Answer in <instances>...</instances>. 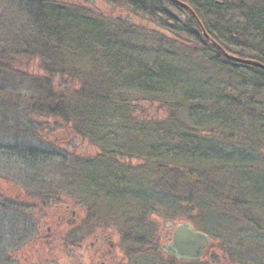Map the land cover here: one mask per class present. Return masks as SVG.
<instances>
[{
    "label": "rangeland",
    "instance_id": "obj_1",
    "mask_svg": "<svg viewBox=\"0 0 264 264\" xmlns=\"http://www.w3.org/2000/svg\"><path fill=\"white\" fill-rule=\"evenodd\" d=\"M225 1L236 9L232 23L237 34L241 15L250 8L264 7V0ZM162 2L179 22H189L188 13ZM57 4L66 11L77 8L90 21L104 23L109 38L128 46L122 52L134 64L156 68L165 63L173 79L170 85L149 93L131 86L123 72L115 84L116 108L82 121L83 111L90 108L81 102L79 91L88 80L95 90L104 83L95 68H108L102 62L105 54L97 52L92 58L85 49L78 51L68 34L63 45L53 44L51 9L41 2L0 0V203L6 194L5 200L21 211L0 208V254L21 247L23 264H92V260L98 264L97 254L104 250L107 240L102 236L106 235L115 246L111 254L121 253L119 264H126V258L128 264H175L161 247L164 232L183 218L170 199L166 171L179 166L214 181L218 192L213 197L221 200L219 206L242 216L224 223L219 232L215 228L214 245L200 264H243L240 258L254 251L260 252L264 264V194L259 198L244 187L233 190L226 167L199 160L191 152L196 142L248 150L258 158L257 172L264 171V87L257 83L262 74L244 64L230 70L218 66L210 60L216 53H199L197 45L167 21L136 15L109 0H60ZM247 40L252 42L249 36ZM244 46V56L251 57V46ZM241 47L233 49L240 53ZM50 91L62 100L65 116L50 115L47 104L54 103L49 101ZM92 91L84 89L85 94ZM231 97L247 105L248 114L255 110L262 118L254 121L253 116L238 113L242 119L230 126L217 123L218 106L225 107ZM191 105L200 108L198 122L190 117ZM15 145L32 148L39 156L32 161L14 158L10 147ZM7 146L9 155L2 152ZM39 193L45 195L44 203L38 200ZM236 202L246 203V211L243 205L241 214L228 210ZM200 203L205 204L206 216H214L211 220L216 227L222 209L217 204L213 207L219 210L211 208L207 195ZM19 215L25 219L16 224ZM246 216L251 220H243ZM73 218V226L58 224L60 219ZM128 236L145 237L149 244L159 239L160 250L130 257L127 254L133 245ZM20 239L24 242L15 244Z\"/></svg>",
    "mask_w": 264,
    "mask_h": 264
},
{
    "label": "trees",
    "instance_id": "obj_2",
    "mask_svg": "<svg viewBox=\"0 0 264 264\" xmlns=\"http://www.w3.org/2000/svg\"><path fill=\"white\" fill-rule=\"evenodd\" d=\"M109 1L114 6L125 7L127 10L136 15H144L152 20L157 21H167L173 29L182 31L189 38L188 40L190 42L197 45V48L200 50L198 51L199 53H216V57L211 54L210 60L218 66L230 70L232 67L240 64L230 60L215 45L208 41L203 36L202 30L194 16L187 9L175 4L171 0L166 1L188 13L189 22L186 24L179 22L177 17L165 7L162 0ZM181 1L188 4L194 10L212 40L217 42L224 50L230 54H234L242 58H250L264 64V7L250 8L245 12V14L241 15V20L238 22L241 32L240 34H237L235 33L237 31V26L232 23V12H235L236 9H230L225 0ZM41 3L45 5V7H50L51 9L48 11V15L51 22L49 30L51 33V40L54 42L53 44L60 46L63 45V37L65 34H68L69 42L75 43L78 51H83V48L85 49L86 54L92 58L97 52L102 53V55L105 54L106 58L102 62H107L108 68L105 71H99V69L95 68V73H99L101 75L102 79L100 80H102L101 82L104 83L97 86L95 90V85L91 80H88L84 83L82 90L79 91V98L81 102L87 103L90 108L87 109V111H83V114L81 115L82 121H91L95 116H98L101 111L116 108V103L114 102L115 96L113 95L117 85L116 83L121 78L123 72H127L130 85L142 90L143 92L154 93L156 90L164 88L172 83L171 80L173 79V72L165 63L159 64L156 66V68H150L144 64H139L138 66L134 64V62L131 61L129 57L127 58L125 55H123L122 51H125L126 49L128 50V46L117 40L109 38V33L104 30V27L106 26L104 23L98 21L94 23L93 21H90L86 16L83 17L77 8L75 10L71 9L70 11H66V8H61L57 4L58 2ZM80 27L84 28L85 30L80 31ZM81 33H83V37L81 36ZM248 36L252 41L250 44L247 42ZM226 37L229 38V42L226 41ZM84 43L86 45H84ZM245 43L251 46V48L249 47L251 51L250 53L252 54L251 57H246L243 54L245 51H247L244 46ZM240 44L242 46L241 52L236 53L233 47ZM115 50L117 53L114 52ZM254 68L262 74L261 80L257 81L258 85L260 87H264V70L256 67ZM87 87L92 88L93 91L85 94L84 89ZM261 90H263V88H261ZM49 93V101L51 100L54 102L47 104V110H49L50 115L53 117L65 116V107L62 104V100L57 99V96L55 97L51 91ZM90 104H92L93 107H91ZM224 105L225 107L218 106V110L216 112V122H220V124L223 126H230L235 122L240 121L242 117L238 116V113L244 114L243 117L253 116L255 119L254 121L258 120L257 117L262 118V116H259V114L255 113V110L252 114H248L249 107L241 102L236 103V100L233 97L229 98L228 101H225ZM199 109V107L195 108V105H191L189 107L190 117L195 122H198L200 118ZM254 121L253 123H255ZM10 148L12 153L11 155L14 158H26L25 161H32L33 157L36 158V156H39L35 151V153L32 151V148L26 149L23 148V146L18 147L17 145ZM7 149H9L8 146L2 150L3 154L9 155ZM191 152L192 155L199 160L226 167L230 177L228 179H230V182H232L231 188L233 190L238 191L244 187L245 191H251L259 198H261L260 196H263L264 171L262 172V170H260L257 172L258 168L255 166L258 164V158L254 153H251V151H244L239 148H234L231 150L216 143L196 142L193 144ZM179 168V166L166 168L167 175L171 181L168 186V190L171 194L170 199L172 200L173 206L180 210V216H183V218L177 222H190L194 225H198L201 231L210 235L211 238H216L217 236L215 237L214 234L215 228L219 232L224 223L232 222V220H236L237 217L242 219V216H237L234 213L229 214V212H226L224 208L219 206L221 200H219L217 197H213V195L218 192V185L214 181L208 179V177L202 175L199 171L193 170L188 172L183 168H180L182 170ZM193 176H197L198 178L193 180ZM113 178L116 179L117 177L114 176ZM197 188L199 191L195 192ZM212 192L213 194H211ZM205 195H207V198H211V203H209L211 208L214 206V204H217L216 207L220 208V210L222 209L221 214L219 215L216 222V227H214L212 224L214 223V221H212L214 216H206V211L204 209L205 206H203L205 204L200 203L201 197ZM37 197L40 202L44 203L45 195L43 193L37 194ZM13 204L14 202H2L0 203V208L3 211H14L15 213L19 214L21 212L19 207L13 206ZM242 205L245 207L244 211H246L247 204H242V202H236L234 205L231 204V208L228 210L231 212L236 210L239 212V214H241L243 211ZM209 206L207 208H209ZM218 208L214 209L219 210ZM19 216V218L14 220L16 224L20 223L21 219H25L24 217H21L22 215ZM247 219L251 220L249 216H246V218L243 220ZM2 225L3 224H0V227ZM2 238L3 237L0 236V239ZM128 238L131 239L130 242L133 245L127 254L130 257H137L155 252L158 253L160 250V245L157 244L159 239H157L156 243L151 242L149 244L150 239L148 240L145 237L136 236L134 238H130V236H128ZM23 242L24 241L20 239V241H15V244L21 245ZM74 249H76V247ZM74 249L73 251L75 252ZM254 252L255 254L240 258V261H242L243 264H263V262H261L262 256H260V252ZM21 254V247H15L14 251L9 254H0V264H23L22 261H24V258H21ZM170 260L175 262V264H191L188 262L176 261L171 258Z\"/></svg>",
    "mask_w": 264,
    "mask_h": 264
},
{
    "label": "water",
    "instance_id": "obj_3",
    "mask_svg": "<svg viewBox=\"0 0 264 264\" xmlns=\"http://www.w3.org/2000/svg\"><path fill=\"white\" fill-rule=\"evenodd\" d=\"M45 3H57L60 0H36ZM175 4L187 9L195 18L200 26L203 36L215 45L230 60L247 66L256 67L264 70V64L250 59L242 58L234 54L228 53L217 42L212 40L210 35L204 28L201 20L198 18L194 10L181 0H171ZM164 243L162 251L171 259L176 261L199 262L201 261L214 243L210 235L198 230L194 224L190 222H177L172 230H166L163 234Z\"/></svg>",
    "mask_w": 264,
    "mask_h": 264
},
{
    "label": "flooded vegetation",
    "instance_id": "obj_4",
    "mask_svg": "<svg viewBox=\"0 0 264 264\" xmlns=\"http://www.w3.org/2000/svg\"><path fill=\"white\" fill-rule=\"evenodd\" d=\"M1 197L4 198V201L3 202H8V203L9 202H12L10 200H5L8 197L6 194H2ZM69 210L70 209L67 208L65 211L68 212ZM72 216L73 217H76L77 216L76 215V212H74V210L72 211ZM58 224L61 227H65L67 225L68 226H73L75 224V218H73V219H66L64 221H63V219L62 220L60 219ZM50 230L51 229L49 228L48 229V232H50ZM102 238L104 239V241L107 240L106 241L107 243L105 244L104 250L102 252H98V254H97L98 264H107V262L109 264H119L120 261H121V258H122L121 253H119L118 256H113L111 254V252L114 250L115 246H114L113 242L111 241V238L109 236H106V235H103ZM125 261L127 262L126 264H128L129 263V258H126ZM201 262H203V261L201 260L199 262H188V263L197 264V263H201ZM91 263L93 264L94 263V260H92Z\"/></svg>",
    "mask_w": 264,
    "mask_h": 264
}]
</instances>
